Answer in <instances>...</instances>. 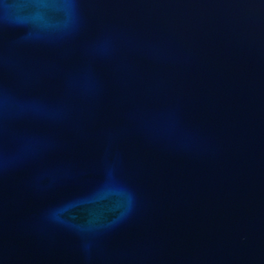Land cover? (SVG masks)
<instances>
[{
	"label": "water",
	"instance_id": "1",
	"mask_svg": "<svg viewBox=\"0 0 264 264\" xmlns=\"http://www.w3.org/2000/svg\"><path fill=\"white\" fill-rule=\"evenodd\" d=\"M0 264H264V0H0Z\"/></svg>",
	"mask_w": 264,
	"mask_h": 264
}]
</instances>
